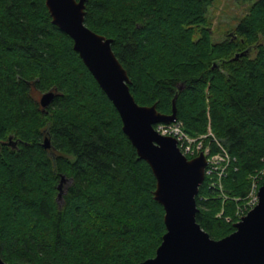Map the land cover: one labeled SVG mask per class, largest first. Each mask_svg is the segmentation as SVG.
<instances>
[{"label": "trees", "instance_id": "16d2710c", "mask_svg": "<svg viewBox=\"0 0 264 264\" xmlns=\"http://www.w3.org/2000/svg\"><path fill=\"white\" fill-rule=\"evenodd\" d=\"M211 1L86 0L85 25L112 39L136 103L170 114L177 95L183 130L206 135L204 144L215 151L210 131L235 158L223 179L226 196L207 177L196 196L197 223L221 239L234 231L252 178L264 169V0L251 3L220 41L213 40ZM50 91L53 101L42 108L40 96ZM9 136L16 149L4 143ZM155 185L72 39L51 23L45 1L0 0L2 260L139 264L152 258L165 233Z\"/></svg>", "mask_w": 264, "mask_h": 264}, {"label": "water", "instance_id": "95a60500", "mask_svg": "<svg viewBox=\"0 0 264 264\" xmlns=\"http://www.w3.org/2000/svg\"><path fill=\"white\" fill-rule=\"evenodd\" d=\"M85 2L45 0V5L51 23L72 39L74 51L112 102L124 134L155 177L153 198L164 209L165 233L155 256L139 264H264V181L258 189V203L233 224L234 231L221 239L211 238L196 221L199 212L196 196L204 183L207 164L204 153L188 159L174 138L161 136L153 128L154 124L177 120V95L172 100L170 114L160 113L155 104L136 103L129 89L128 73L112 50V39L85 25ZM241 55L243 53L236 54L234 59ZM53 98L54 92L42 94L41 107H48ZM7 141L9 147L17 148L18 141L12 136ZM43 147L50 148L48 138L44 139ZM193 163V169L184 167ZM65 182V176H61L57 186L59 202ZM0 264L8 263L0 256Z\"/></svg>", "mask_w": 264, "mask_h": 264}, {"label": "built area", "instance_id": "2783aa9c", "mask_svg": "<svg viewBox=\"0 0 264 264\" xmlns=\"http://www.w3.org/2000/svg\"><path fill=\"white\" fill-rule=\"evenodd\" d=\"M155 130L160 135L171 136L177 140L178 147L182 154L193 157L198 155L200 152H203L207 157V166L205 169V175L208 178L209 186L218 190V192L224 194L223 188V179L232 166L235 158L230 155L227 149L213 137V134L209 131L208 135L212 137L213 145L216 150H212L211 142L208 145L204 144V139L206 135L192 138L187 135L183 130L182 123L175 122L171 124H157L155 125ZM263 175L257 179H252L251 188L247 196L246 202L243 208H240L238 211L239 216L243 215L247 210L254 207L258 202L257 197V188L258 182L264 178V169Z\"/></svg>", "mask_w": 264, "mask_h": 264}, {"label": "rangeland", "instance_id": "374dc122", "mask_svg": "<svg viewBox=\"0 0 264 264\" xmlns=\"http://www.w3.org/2000/svg\"><path fill=\"white\" fill-rule=\"evenodd\" d=\"M255 0H212L208 16L211 18L213 40L225 39L238 21L248 12Z\"/></svg>", "mask_w": 264, "mask_h": 264}, {"label": "bare ground", "instance_id": "6f19581e", "mask_svg": "<svg viewBox=\"0 0 264 264\" xmlns=\"http://www.w3.org/2000/svg\"><path fill=\"white\" fill-rule=\"evenodd\" d=\"M45 1V0H44ZM95 32V31H94ZM261 175H263V170H260L255 176H253V178L252 179H257V178H259ZM263 180V178L259 181V182H261ZM258 182V183H259ZM225 192V191H224ZM216 194V193H215ZM200 195V194H199ZM248 195V194H247ZM213 196V195H212ZM206 197V196H205ZM228 199H230V198H228ZM227 199V200H228ZM220 200V199H219ZM243 203V202H242ZM164 223V222H163ZM165 227V226H164ZM164 229V228H163Z\"/></svg>", "mask_w": 264, "mask_h": 264}, {"label": "snow or ice", "instance_id": "6c2138e0", "mask_svg": "<svg viewBox=\"0 0 264 264\" xmlns=\"http://www.w3.org/2000/svg\"><path fill=\"white\" fill-rule=\"evenodd\" d=\"M194 166H195L194 163L193 164L184 165L185 168H189V169H193Z\"/></svg>", "mask_w": 264, "mask_h": 264}, {"label": "flooded vegetation", "instance_id": "af4514ba", "mask_svg": "<svg viewBox=\"0 0 264 264\" xmlns=\"http://www.w3.org/2000/svg\"><path fill=\"white\" fill-rule=\"evenodd\" d=\"M6 144V142H4Z\"/></svg>", "mask_w": 264, "mask_h": 264}]
</instances>
